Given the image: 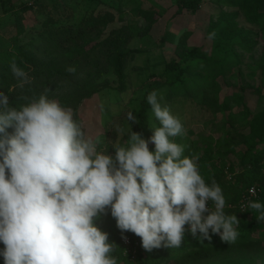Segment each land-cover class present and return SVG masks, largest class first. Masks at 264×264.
<instances>
[{
    "label": "clouds",
    "instance_id": "clouds-1",
    "mask_svg": "<svg viewBox=\"0 0 264 264\" xmlns=\"http://www.w3.org/2000/svg\"><path fill=\"white\" fill-rule=\"evenodd\" d=\"M10 70L19 88L31 83L15 60ZM66 71L75 74L76 68ZM47 92L23 97L18 107L0 92L4 264H117L109 234L95 224L108 212L121 233L135 234L148 252L180 247L186 231L202 240L210 241L211 233L227 244L237 241L240 221L225 213L223 190L215 179L206 182L199 155H184L175 142L184 125L161 105L156 90L146 99L159 126L149 140L131 129L124 145L113 143L114 156L85 132L71 107ZM127 118L137 122L131 112ZM247 208L264 221V203L248 201Z\"/></svg>",
    "mask_w": 264,
    "mask_h": 264
},
{
    "label": "trees",
    "instance_id": "trees-1",
    "mask_svg": "<svg viewBox=\"0 0 264 264\" xmlns=\"http://www.w3.org/2000/svg\"><path fill=\"white\" fill-rule=\"evenodd\" d=\"M7 1L9 0H0L4 14L13 10V7H8ZM202 1L176 0L177 12L183 10L198 12ZM224 1H218V10L209 16V24L212 27L209 35L215 33L212 48L205 50L202 45L189 43L191 32L180 34L175 44L176 55L161 62L164 65L160 78L167 86L168 98L180 95L214 115L217 112L226 113L216 135L209 133L191 139L184 134L175 137L174 140L184 146V155L198 154L199 169L206 182L211 183V180L215 179L222 188L226 198L225 213L236 214L240 221L239 237L234 244H227L219 235L210 233L209 241L194 238L186 231L180 247H161L148 252L142 248L141 240L135 234L131 232L122 234L116 226L115 219L108 212L99 215L95 219V224L109 234V242L114 244L111 255L117 258V264H129L123 253L122 235L131 236L140 243L135 264H162L169 260H178V264H245L246 259L240 256L239 251L248 247H258L264 242V221L259 222L254 211L248 208L243 211L238 207L243 194L254 184L258 185L261 191L253 201L264 203V107L253 110L246 95L241 91L227 90L225 97L223 99L220 97L224 86L220 77L226 79L234 67L241 70L240 65L245 54L254 56L253 52L260 45L263 51L256 66L250 65V68L253 73L256 68L262 70L261 85L255 89L260 94L262 92L260 86L264 85V0H228L227 5L232 9H229V6H222ZM29 8L31 5L23 6L24 10ZM135 14L144 17L149 25L155 23L158 17L155 10L144 8L142 5L135 9ZM240 17L248 26L240 24ZM118 18L113 11L97 13L96 9H92L77 23L65 25L54 21L53 24L58 25V28H49L43 33L45 45L42 47L51 60L43 61L33 50H25L23 46L16 47L18 50L11 54L10 61L2 58L5 61L0 66V92L8 96L10 105L18 107L26 102L23 97L39 96L37 90L43 79L54 76L72 77L74 89L59 93L56 99L62 105L71 107L75 119L80 123L79 109L86 99L95 94L101 99V95L107 96L112 90L126 92L129 87L126 63L130 55L139 49L131 50L128 47L138 30L133 23L122 22L118 26H113L107 33V26ZM102 35L103 38L100 37ZM166 36L171 42L176 39L175 34L167 31L162 37L163 41L166 40ZM95 39L97 41L88 46ZM214 47L219 50L215 48L217 50L215 52ZM2 59L0 57V61ZM13 60L26 72L32 70L30 74L32 81L23 89L17 86V82L14 84L15 87L10 89L13 83H9L8 79ZM103 60L112 68L117 83L101 79L109 69L103 64ZM29 63L34 66L33 69ZM86 63L91 64V68L82 73V66ZM69 66L76 68L75 74L66 71ZM241 89L244 87L241 86ZM149 106L147 99L144 98L134 114L138 123L132 127V131L141 134L145 140H149L152 135L151 128L154 127L149 121ZM8 131L11 133L12 129ZM129 133L118 141L121 145L126 143ZM112 145L113 143L110 144L108 153L114 156L115 150ZM149 150H155L151 142ZM232 157L236 159L233 160ZM3 247L1 243L0 249ZM3 263V257H0V264Z\"/></svg>",
    "mask_w": 264,
    "mask_h": 264
},
{
    "label": "rangeland",
    "instance_id": "rangeland-1",
    "mask_svg": "<svg viewBox=\"0 0 264 264\" xmlns=\"http://www.w3.org/2000/svg\"><path fill=\"white\" fill-rule=\"evenodd\" d=\"M218 1L220 0H203L198 12L183 10L178 13L176 12V0H9L6 4L8 7H13V10L5 14L0 2V57L10 61L11 54L18 50L16 47L23 46L25 50H33L34 54L43 61H49L51 59L42 47L45 45L43 33L46 29L58 28V25L53 24L54 21L70 25L79 22L92 9H96L97 13L113 11L119 18L107 26L106 32L108 33L113 26H118L122 22L133 23L136 25L138 33L131 40L128 49H139V51L136 50L131 54L126 63L129 84L126 92L112 90L107 96L101 95V99L99 95L95 94L82 103L79 109L80 123L85 132L98 139L101 147L109 151L110 144L122 140L138 123L137 119V122L128 120L127 114L131 112L134 115L143 99L151 91L156 90L163 97L160 100L161 105L168 106L171 112L182 121L186 136L197 139L200 135L209 133L216 135L226 113L217 112L214 115L180 95L175 98H168L167 86L162 83L160 78L164 63H160L176 55V40L180 34L187 30L194 31L189 37V42L202 45L205 50L212 48L215 40L212 44L213 38L209 39L208 36L209 30L212 29L209 24V13L217 11L219 6L216 4ZM228 3V0H225L222 6H229ZM27 4L31 5V8L24 10L23 6ZM141 5L144 8L155 10L156 16H158L157 20L160 18L159 22L153 23L155 25H149L144 17L136 15L135 9ZM229 9H232L231 6ZM239 22L243 26H248L242 17L239 18ZM22 26L23 30L21 31ZM165 30L177 36L174 42L169 41L168 36L164 41L161 39ZM100 37L103 38L104 36ZM96 41L97 39L93 40L88 46ZM215 48L219 50L217 47ZM216 49L215 52H217ZM262 51L263 48L260 45L253 52L254 56L246 53L240 65L241 70L234 67L226 79L220 77L224 85L220 93L221 99L225 97L228 91H241L246 95L253 110L264 107V85L260 86L261 94L255 90L261 85L260 74L262 70L256 68L253 73L252 68H250V65L256 66ZM150 52L160 54L163 57L159 55L156 64H152L154 61L149 59ZM5 60L0 61V66ZM106 63L103 60L105 67L109 68L110 65ZM29 65L33 69L34 66L31 63ZM90 68L91 64L86 63L82 66L81 72L84 73ZM31 72L32 70L27 72L29 76ZM30 78L32 81V76ZM104 78L117 83V77L112 68H109L101 79ZM8 82L13 83L10 87L13 89L17 80L12 73L9 75ZM72 83V77H47L41 81L37 95L48 89V97L56 99L59 93L73 90ZM241 86L244 87L243 90ZM148 115L150 123L153 126H159L151 111V106L148 108ZM231 159L236 158L232 157ZM239 253L246 259L245 264H264V242H261L258 247L244 248ZM234 255L236 256V253ZM162 264H178V260H169Z\"/></svg>",
    "mask_w": 264,
    "mask_h": 264
},
{
    "label": "built area",
    "instance_id": "built-area-1",
    "mask_svg": "<svg viewBox=\"0 0 264 264\" xmlns=\"http://www.w3.org/2000/svg\"><path fill=\"white\" fill-rule=\"evenodd\" d=\"M264 159V157H263ZM255 192V195L252 194V192ZM261 191V188L258 185H251L247 192L243 194V197L241 198L238 207L245 211L247 208L248 201H253L254 198H256ZM207 206L209 208L212 207L211 202H208ZM127 239L121 238V243L123 246V253L124 256H126L129 260V264H135L137 261V256L139 253L140 243L138 240H133L131 236L125 235Z\"/></svg>",
    "mask_w": 264,
    "mask_h": 264
},
{
    "label": "crops",
    "instance_id": "crops-1",
    "mask_svg": "<svg viewBox=\"0 0 264 264\" xmlns=\"http://www.w3.org/2000/svg\"><path fill=\"white\" fill-rule=\"evenodd\" d=\"M216 6H218L217 4H216ZM218 10V9H217ZM177 12V11H176ZM215 12V11H214ZM179 13V12H178ZM212 13V12H211ZM209 15H210V13H209ZM159 20H160V18L155 22V24L156 23H158L159 22ZM205 20H206V17H205ZM155 24H153V25H155ZM188 32H191V34H190V36H192V34L194 33V31L193 30H187ZM167 32V30H165V32L163 33V35H162V37L165 35V33ZM189 36V37H190ZM176 38H177V36H176ZM162 39V38H161ZM188 41H189V38H188ZM189 43H191V42H189ZM166 47V46H165ZM151 53V52H150ZM160 53H162L163 54V52H160ZM159 55L160 54H156V53H151V55H150V57H149V59L151 60H153L154 62L152 63V64H156V62H157V60H159L158 59V57H159ZM160 56H162V55H160ZM163 57V56H162ZM152 64H151V66H152ZM159 64V63H158ZM160 64H162V63H160ZM155 66V65H154Z\"/></svg>",
    "mask_w": 264,
    "mask_h": 264
}]
</instances>
